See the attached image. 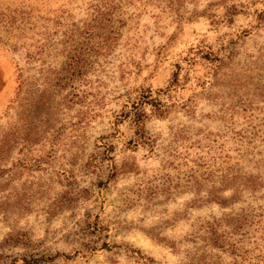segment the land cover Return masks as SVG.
Returning a JSON list of instances; mask_svg holds the SVG:
<instances>
[{
	"label": "rangeland",
	"instance_id": "rangeland-1",
	"mask_svg": "<svg viewBox=\"0 0 264 264\" xmlns=\"http://www.w3.org/2000/svg\"><path fill=\"white\" fill-rule=\"evenodd\" d=\"M0 78V264H264V0H0Z\"/></svg>",
	"mask_w": 264,
	"mask_h": 264
},
{
	"label": "trees",
	"instance_id": "trees-1",
	"mask_svg": "<svg viewBox=\"0 0 264 264\" xmlns=\"http://www.w3.org/2000/svg\"><path fill=\"white\" fill-rule=\"evenodd\" d=\"M2 82L0 78V83ZM149 96V95H147ZM151 104L153 106H158L161 104L160 101H143L141 105H134V112H130V117L131 120L137 125L138 127L142 126L144 123V120L146 118V112L144 108V104ZM233 181H234V186L237 191H246V190H257L259 188L264 187V181H262V178L257 176L255 179L246 177L241 174V169L240 168H234L233 171ZM234 201L240 200L239 198H233ZM49 260V259H48ZM52 260V259H50ZM47 259L41 258V259H33V260H27L25 259V264H39L41 262H46Z\"/></svg>",
	"mask_w": 264,
	"mask_h": 264
}]
</instances>
